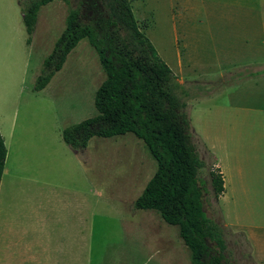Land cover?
I'll use <instances>...</instances> for the list:
<instances>
[{"label": "rangeland", "instance_id": "1", "mask_svg": "<svg viewBox=\"0 0 264 264\" xmlns=\"http://www.w3.org/2000/svg\"><path fill=\"white\" fill-rule=\"evenodd\" d=\"M24 1L11 0L22 29L20 38L12 31L9 34L7 83H12L18 74L23 92L18 104L14 137L6 138L7 167L16 175L25 174L40 180L53 176L56 183L65 182L68 187L83 192L87 189L89 264H191L190 250L180 238L178 228L167 224L157 211L134 207L157 169L156 161L142 140L133 134L95 137L78 156L63 142L61 132L65 128L97 115L95 95L106 76L89 42L80 41L43 94L34 91L45 60L65 30L69 9L77 7V0H56L42 7L31 37L21 21ZM130 1L142 32L166 61L174 60V55L184 44L189 43L190 48H195L202 39L206 41L204 32H231L235 26H243L242 15L248 14L233 1L216 4L211 0H202L201 4L195 2L193 12L185 17L178 13L182 0ZM204 16L208 21L206 26L200 22ZM227 16L240 18L232 21L236 19L229 20L225 18ZM29 38L30 43H27ZM217 48L221 50L223 46L220 44ZM201 69L207 78L189 81L197 82L198 87L193 88L196 96L186 102L195 135L194 129L218 120L212 114L225 105L226 91L232 86L218 90V87L209 85L218 84L221 77L231 70H221L216 64ZM43 100L50 101L52 117L57 120L56 132L52 130L56 134V142L73 162L72 166L67 163L63 176L60 170L55 169L52 173L45 170L41 166V155L32 159V147L29 145L33 143L24 140L25 129L32 126L43 129L50 118L44 114L49 111L43 107ZM39 142L35 141L37 146H43L44 138ZM193 143L204 162L199 173L204 211L209 219L223 228L227 264H258L252 258V248L244 232L227 224L257 228L256 231L263 234L264 243V177H249L247 184L255 187L250 191L253 197L246 198L238 191L233 198L220 200L221 195L216 196L211 182V172H218L214 167L215 159L203 148L197 135L193 136ZM59 155L58 151L55 156ZM241 184L244 183H237L238 188Z\"/></svg>", "mask_w": 264, "mask_h": 264}, {"label": "crops", "instance_id": "2", "mask_svg": "<svg viewBox=\"0 0 264 264\" xmlns=\"http://www.w3.org/2000/svg\"><path fill=\"white\" fill-rule=\"evenodd\" d=\"M201 1L182 0L178 13L181 17L189 16L195 2L201 4ZM228 1L248 13L242 15L243 26H235L231 32H204L206 41L202 39L195 48L184 44L174 60L166 61L159 55L180 83L207 78L201 68L213 64L221 70H231L229 72L243 67L264 68V0H211L215 4ZM238 17L225 18L238 21ZM21 19L23 21V14ZM200 22L206 26L208 21L204 16ZM20 25L11 0H0V133L5 145L7 137H14L23 92L18 74L12 83H7L9 34L12 31L21 37ZM220 44L221 50L217 48ZM200 46L202 48L198 49ZM190 76L194 79H189ZM49 86L50 83L43 90L34 91L43 94ZM225 97V105L212 114L218 120L204 123L194 131L203 148L214 157V167L222 175L224 191L220 200L233 198L238 191L250 198L254 196L250 191L255 187L247 184L249 179L264 177V75L228 87ZM42 103L49 111L44 113L50 116L45 123L47 127L25 129L24 140L33 143L29 145L32 159L41 155V166L45 170L52 173L57 169L63 176L67 163L72 166L73 162L56 142L57 120L52 117L50 101ZM43 138V146L38 147L35 141ZM58 151L60 155L56 157ZM7 160L8 150L0 183V264H89L87 189L83 192L68 187L65 182L56 183L53 176L40 180L25 174L16 175L7 167ZM237 183L244 184L238 188ZM227 225L244 232L252 248V258L264 264L263 234H259L257 228L235 223Z\"/></svg>", "mask_w": 264, "mask_h": 264}, {"label": "trees", "instance_id": "3", "mask_svg": "<svg viewBox=\"0 0 264 264\" xmlns=\"http://www.w3.org/2000/svg\"><path fill=\"white\" fill-rule=\"evenodd\" d=\"M56 0H25L23 23L31 37L42 7ZM69 9L66 27L52 54L44 62L35 91L43 90L62 70L68 55L82 40L96 51L105 80L94 105L97 115L62 131L64 142L76 154L92 138L133 134L142 140L156 161L157 169L134 207L154 210L190 250L191 264H227L223 228L204 211L199 173L200 159L187 101L196 96L197 82L180 83L142 32L130 0H77ZM27 43H30V38ZM264 75V68L243 67L221 77L211 87L236 85ZM217 84V85H216ZM213 85V86H212ZM7 148L0 133V183ZM216 196L224 191L219 172H211Z\"/></svg>", "mask_w": 264, "mask_h": 264}]
</instances>
